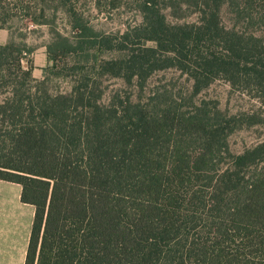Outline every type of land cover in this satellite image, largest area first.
<instances>
[{"label": "trees", "instance_id": "1", "mask_svg": "<svg viewBox=\"0 0 264 264\" xmlns=\"http://www.w3.org/2000/svg\"><path fill=\"white\" fill-rule=\"evenodd\" d=\"M93 2L139 20L97 32L78 0H0V179L34 206L24 264H264V138L228 148L264 126V0ZM15 19L55 33L47 57L67 89L23 65ZM172 68L192 95L221 79L263 108L227 114L164 86L106 94Z\"/></svg>", "mask_w": 264, "mask_h": 264}, {"label": "rangeland", "instance_id": "2", "mask_svg": "<svg viewBox=\"0 0 264 264\" xmlns=\"http://www.w3.org/2000/svg\"><path fill=\"white\" fill-rule=\"evenodd\" d=\"M93 3V0H78V10L83 12L85 19L89 21V24L97 32H122L126 29L127 24H133L139 20V16L127 8L126 5L119 9H103L99 12ZM59 17L56 22V29L63 34L71 36L69 26L62 20L60 14ZM26 22H21L17 19L13 20L11 36L16 43L30 50V53L26 54L25 60L32 65L31 60L35 53L39 54V51L44 50L47 54L46 46L55 42L56 35L51 33L47 26H35ZM52 64V61L49 60V64L43 68L51 78L52 83L50 85H52V88L59 90L67 89L68 85L64 78L56 76L59 73L61 63ZM191 84L192 82L186 75L172 68L155 72L148 79L142 91L133 86H127L121 80L110 79L106 82V94H111L117 90L121 91V94H130V97L135 100L140 95L145 98L157 88L164 86L171 88L172 92L178 97L182 96L186 103H190V95H192L190 94ZM191 97L193 102L200 100L212 102L216 104L220 111L227 114H237L263 108L256 99L232 88L226 81L221 79L212 82L206 89ZM263 138L264 126H244L228 136V148L231 153L237 154Z\"/></svg>", "mask_w": 264, "mask_h": 264}, {"label": "crops", "instance_id": "3", "mask_svg": "<svg viewBox=\"0 0 264 264\" xmlns=\"http://www.w3.org/2000/svg\"><path fill=\"white\" fill-rule=\"evenodd\" d=\"M10 40V32L0 28V44ZM32 75L41 78L49 64L44 50L31 60ZM28 62L23 60V65ZM21 185L0 179V264H24L34 217V206L20 200Z\"/></svg>", "mask_w": 264, "mask_h": 264}]
</instances>
